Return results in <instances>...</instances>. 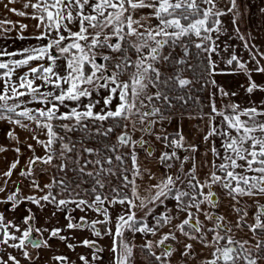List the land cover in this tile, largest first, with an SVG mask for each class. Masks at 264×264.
Returning a JSON list of instances; mask_svg holds the SVG:
<instances>
[{
    "label": "snow or ice",
    "instance_id": "snow-or-ice-1",
    "mask_svg": "<svg viewBox=\"0 0 264 264\" xmlns=\"http://www.w3.org/2000/svg\"><path fill=\"white\" fill-rule=\"evenodd\" d=\"M0 6L35 30L26 37L28 24L0 18V35L18 26L16 39L37 41L0 47V122L10 126L0 155L15 153L0 172V264H103L105 251L109 264H264V82L253 78L264 76V51L240 32L239 0ZM228 15L249 58L233 50L223 62L234 71L223 73L213 56ZM240 73L248 106L215 79ZM177 111L203 121V157L182 129L168 135ZM24 203L51 206L50 219L60 213L66 224L36 227L31 208L20 224L8 219ZM84 231L90 237L74 242ZM53 240L88 251L72 260Z\"/></svg>",
    "mask_w": 264,
    "mask_h": 264
},
{
    "label": "crops",
    "instance_id": "crops-1",
    "mask_svg": "<svg viewBox=\"0 0 264 264\" xmlns=\"http://www.w3.org/2000/svg\"><path fill=\"white\" fill-rule=\"evenodd\" d=\"M239 3L241 5V17L238 22V27L240 29V32L245 35L246 37H251L249 41L250 45L258 47L260 51H264V12L261 11L262 8H264V0H239ZM19 5H17L18 7ZM223 7V5H221ZM0 18L3 19H9L13 21H20L22 23L28 24L29 28L23 33L24 36L31 37L35 30L31 27V25L34 23V21L23 19L20 17H16L15 15L8 13L3 10L2 6H0ZM222 22L225 25L226 32L221 34L220 39L217 41V43L220 45V54L214 55L213 58L217 61L218 65V71H221L223 73H230L234 71V65L232 67L227 66L223 61L230 57L233 50L243 57L244 60H248L249 54L247 51L243 48L242 41L238 40L235 37V33L233 31V25L231 23L232 16L228 15L225 17H222ZM19 34L18 32V26L13 28V31L7 33L6 35H0V44H4L5 41H15L17 40L16 37ZM225 45H228L227 50H225ZM1 47V45H0ZM19 50V49H17ZM18 58V57H17ZM10 58H2L3 61H7ZM261 63H264V61H261ZM21 73L24 71L23 69L20 70ZM253 78L257 82H264V76L262 75H256L253 74ZM216 81L223 85L227 90L229 91H239L240 95L236 97V101L238 103H241L242 105L246 103L245 98H248L242 88H240V85L245 83L246 84V76L243 73L237 74V75H217L215 77ZM257 95V94H256ZM253 96V98H256L257 101L259 95ZM261 96V94H260ZM260 98V97H259ZM262 98V97H261ZM248 102V100H247ZM176 115L177 119L173 120L170 123H167L165 125V129L170 136H174L177 131L183 130L184 135L187 137L189 142H194L199 149V155L200 157H203L204 152L208 145H206L203 142L202 135L203 133L200 131V129L204 128L205 125L203 121L197 120V119H181L179 118V114ZM195 115V114H193ZM9 125L5 122H0V144H8L9 141L6 139V132L9 130ZM17 132H19L20 139L25 140L27 137V134L17 129ZM28 143H34L30 139L28 140ZM217 145H219V140H216ZM157 147H161L160 145H157ZM26 152V150H25ZM15 153L14 152H8L6 154L0 155V172L7 169L8 164L14 159ZM209 159H212V157L209 155ZM24 158H21V165L24 164ZM153 168L156 167V165H152ZM18 172L19 168L16 170V173L13 175L12 180L18 179ZM48 177H42L41 178V184L48 182ZM27 181L23 182L21 184V187L23 189V192L25 195L30 193V189L26 187ZM0 198H3V194H0ZM5 206L0 204V210H2ZM31 208L33 213H35L36 216V227H54V226H63L66 224V221L63 219V216L58 213L57 218H51V213L53 211L51 206L45 207L43 211L38 209L35 205L24 203L19 206V208L13 213L8 212L7 216L8 219L13 220L15 223L20 224L22 223L23 218L28 214L27 209ZM74 215L79 217L82 215L79 211L75 212ZM89 215H92L91 213ZM115 215V213H113ZM232 218V217H230ZM35 235V234H34ZM71 235H74L76 237V240L74 242H79L80 240L84 238H89L90 233L88 231L84 232H74L71 233ZM250 235V234H249ZM241 236H243V233H241ZM244 238H247L246 236ZM137 243L141 242V237L137 235L136 237ZM50 243L53 244V252L55 253H62L65 255H68L71 257L72 260H76L77 254H84L88 250L84 248L78 247L76 249V253H72L69 251L63 244H61L59 241L53 240L50 241ZM102 245L105 248L110 247L111 240L108 238H105L103 241H101ZM31 251V249H29ZM52 253L48 251H42L41 256L43 257V260H48L49 256ZM138 257L140 256L139 251H137ZM110 261V253L105 251L103 254V264H109Z\"/></svg>",
    "mask_w": 264,
    "mask_h": 264
},
{
    "label": "rangeland",
    "instance_id": "rangeland-1",
    "mask_svg": "<svg viewBox=\"0 0 264 264\" xmlns=\"http://www.w3.org/2000/svg\"><path fill=\"white\" fill-rule=\"evenodd\" d=\"M27 37H29V36H27ZM35 44H37V41H35L33 39H25V40L17 39L15 41L7 40V41H5L4 44H0V45H1V47H6L8 51H16L17 49H22L23 47H28V46L35 45ZM2 62H7V61L2 60ZM187 75H190V73H187ZM243 84H245V83H243ZM42 90H47V89H42ZM242 90L244 91L243 88H242ZM207 95H208V93L205 92L206 100H207ZM257 95H259V97H260V98L257 97L258 100L261 99L262 96H260L259 93ZM252 99L257 100L256 98H253V97H252ZM247 100H248V98H245L246 103L243 104V106H248L249 100H248V102H247ZM85 102H87V101H85ZM174 114H179V113L176 112ZM137 135H139V134H137ZM181 154L183 155V153H181Z\"/></svg>",
    "mask_w": 264,
    "mask_h": 264
},
{
    "label": "trees",
    "instance_id": "trees-1",
    "mask_svg": "<svg viewBox=\"0 0 264 264\" xmlns=\"http://www.w3.org/2000/svg\"><path fill=\"white\" fill-rule=\"evenodd\" d=\"M193 51H195V50L193 49ZM190 75H191V73H190ZM202 96L204 97V102L207 103L205 93H202ZM205 111H207V109H205ZM177 113H179V111H177ZM193 114H195V112H193Z\"/></svg>",
    "mask_w": 264,
    "mask_h": 264
}]
</instances>
